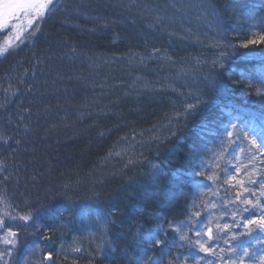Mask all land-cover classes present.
Listing matches in <instances>:
<instances>
[{"label": "trees", "instance_id": "1", "mask_svg": "<svg viewBox=\"0 0 264 264\" xmlns=\"http://www.w3.org/2000/svg\"><path fill=\"white\" fill-rule=\"evenodd\" d=\"M53 5L35 38L0 56V264H133L138 254L160 264H241L253 246L255 260L243 264H259L264 238L247 243L243 224L264 215V150L251 134L223 129L229 112L240 126L261 111L264 61L239 53L264 48L240 47L259 34L250 25L264 20V2ZM222 56L231 79L213 68ZM198 95L208 105L185 119ZM193 163L199 176L185 171ZM157 231L166 244H149Z\"/></svg>", "mask_w": 264, "mask_h": 264}, {"label": "snow or ice", "instance_id": "2", "mask_svg": "<svg viewBox=\"0 0 264 264\" xmlns=\"http://www.w3.org/2000/svg\"><path fill=\"white\" fill-rule=\"evenodd\" d=\"M264 2V0H262ZM50 7H54L53 0H0V29H6L8 27H13L18 32L23 31L22 25L23 23H27L29 26V29H31L34 25V22L38 19H42L46 17V10H48ZM187 7H202V5L198 4H191L187 5ZM251 19V17H250ZM12 21H18V24H12ZM251 28H259L260 32L258 35H255L253 38H249L246 40V42H243L240 44L241 48L249 49L250 46H260L264 45V20H261L259 24H256L253 22L250 25ZM19 39V36L17 37ZM235 50V48H234ZM241 57L248 58V57H258L262 61H264V48H260L258 52H252V51H246L239 53ZM223 56L221 59L213 61V68L219 69L217 75L222 74H228L229 78L231 79L234 75L233 73H229L228 70L224 67V64L222 62ZM249 74L247 73H241V79L248 78ZM252 79L256 78H250L249 79V87H252ZM209 85L211 87H216V81L215 80H209ZM258 86L256 87V96L259 97V104L261 106L260 112H248V119L243 120L242 124L238 126L236 123H233L234 120H240L239 116L232 117L231 112H229L230 119L227 121L228 127H225L223 131L227 134L228 137H232L234 135L233 130H235V135L238 137L241 134H243L246 138L249 137V134H251V144L254 146L255 151L259 152L261 150H264V74H262L257 79ZM248 95V93H245ZM209 103V100L204 98L203 96L198 95L195 99V103H187L184 108V118L187 119V117L195 115L197 112H199L203 107H206ZM179 116V114H178ZM199 164L193 163L191 167L187 170H185L189 175L192 177L199 176L201 173L197 171V168H199ZM176 175H183L184 173L180 172L179 170H176ZM250 203V202H249ZM111 215V214H110ZM19 219L27 222L31 219L30 216H22ZM102 222L110 223L111 221L108 220L107 217L103 218ZM3 222L0 221V224ZM250 226H255V229H253ZM243 227L248 229V232L246 235H248L249 239L247 243H250L252 239H256L259 243V240L261 238H264V236H261V234H264V215H262L259 218L253 217L252 219H246V222L243 224ZM207 235L209 236V239H211L212 236V230L209 228ZM10 239L4 240L5 245L10 246L9 248L5 249L7 254L11 256L12 251L14 250L16 246V238L17 234L14 232L9 233ZM149 244H152L153 241L155 242L156 246L166 244L167 240H161L159 238V232L151 233L145 237ZM183 239V237H181ZM178 247H182V245H178ZM243 247L242 245H237V251L233 253V255H238L240 248ZM253 249L251 252L247 247H243V256H240L239 259L241 261V264H243L244 257H248L249 259L255 260L256 257V250L255 246H253ZM200 250L204 253L210 252V247H206L203 243L200 244ZM4 258V252H0V260H3ZM191 257H185V259H189ZM48 259H51V256L48 257ZM175 260H179V255L174 257ZM197 262H199L200 257L197 255L195 257ZM133 264H160L159 260H152V258H148L145 260V257L143 254H138L133 258ZM259 264H264V256L260 257Z\"/></svg>", "mask_w": 264, "mask_h": 264}, {"label": "rangeland", "instance_id": "3", "mask_svg": "<svg viewBox=\"0 0 264 264\" xmlns=\"http://www.w3.org/2000/svg\"><path fill=\"white\" fill-rule=\"evenodd\" d=\"M47 13V10H46ZM44 18L41 20H37L34 22L33 31L29 29L27 23H23L22 25V33L15 30L13 27H8L6 29H0V56L5 54V51L11 47L16 46V43L25 41L27 38H35L38 32V26L41 24ZM12 24H18V21H12ZM30 33L29 36H27ZM19 36V39L17 37ZM213 234V231H212ZM14 239V238H13ZM212 239V236H211ZM48 260V258H47ZM49 262V260H48Z\"/></svg>", "mask_w": 264, "mask_h": 264}, {"label": "bare ground", "instance_id": "4", "mask_svg": "<svg viewBox=\"0 0 264 264\" xmlns=\"http://www.w3.org/2000/svg\"><path fill=\"white\" fill-rule=\"evenodd\" d=\"M202 27H200V29H201ZM209 55H210V52L208 53V55L205 57V59H204V61L206 60H208V58H209Z\"/></svg>", "mask_w": 264, "mask_h": 264}]
</instances>
